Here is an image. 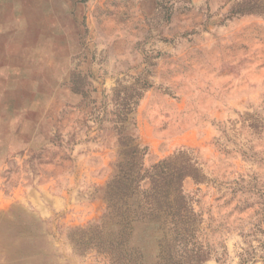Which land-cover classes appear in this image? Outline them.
Returning a JSON list of instances; mask_svg holds the SVG:
<instances>
[{
    "label": "rangeland",
    "instance_id": "obj_1",
    "mask_svg": "<svg viewBox=\"0 0 264 264\" xmlns=\"http://www.w3.org/2000/svg\"><path fill=\"white\" fill-rule=\"evenodd\" d=\"M236 1L0 0V264H109L67 235L106 211L116 136L97 116L141 73L144 166L187 149L209 178L184 183L203 264H264V196L241 192L264 191V16Z\"/></svg>",
    "mask_w": 264,
    "mask_h": 264
},
{
    "label": "trees",
    "instance_id": "obj_2",
    "mask_svg": "<svg viewBox=\"0 0 264 264\" xmlns=\"http://www.w3.org/2000/svg\"><path fill=\"white\" fill-rule=\"evenodd\" d=\"M231 14L264 16V0H238ZM153 85L141 73L133 84L118 82L112 88V109L104 108L102 117L97 116L116 136L114 172L103 188L106 211L98 221L76 228L79 240L74 234L67 236L74 246L104 254L109 264H203L214 248L205 235L197 201L184 188L187 179L209 184L201 160L192 151L180 149L146 168L147 149L130 131L138 102ZM241 181L246 183L241 189L246 200L253 194L264 196L258 182L256 191L252 181Z\"/></svg>",
    "mask_w": 264,
    "mask_h": 264
}]
</instances>
